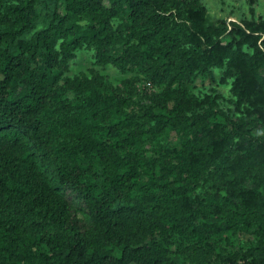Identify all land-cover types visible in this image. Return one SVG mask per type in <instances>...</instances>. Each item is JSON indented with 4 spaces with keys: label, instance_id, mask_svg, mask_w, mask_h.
<instances>
[{
    "label": "trees",
    "instance_id": "16d2710c",
    "mask_svg": "<svg viewBox=\"0 0 264 264\" xmlns=\"http://www.w3.org/2000/svg\"><path fill=\"white\" fill-rule=\"evenodd\" d=\"M37 2L0 0V255L19 264L18 240L26 235L42 264H210L211 257L233 263L253 254L264 264L263 45L248 53L238 41L222 40L226 28L208 21L200 0H62L61 7L55 0L47 26L21 38L36 27ZM118 17L125 20L120 29L113 25ZM233 24L256 42L264 37V19ZM84 45L94 47L100 63L137 67L164 86L147 93L144 103L118 87L99 93L85 85L94 94L91 116L111 119L94 130L123 133L109 142L82 130L81 149L105 165L101 186L83 179L85 170L62 153L46 119L53 71ZM214 67L223 68L221 81L231 79L226 106L219 94L188 91L199 72ZM140 121L152 125L137 128ZM168 130L187 142L204 140L217 153L197 167L187 153L166 148L158 174L144 184L137 167L114 169L119 151ZM208 177L211 189L202 202L183 208L170 197L173 187L190 190ZM150 184L161 192L157 199ZM134 188L147 200L123 203ZM196 218L205 221L195 226ZM164 224L207 239L253 229L257 239L215 254L196 240L167 246L150 239Z\"/></svg>",
    "mask_w": 264,
    "mask_h": 264
},
{
    "label": "rangeland",
    "instance_id": "374dc122",
    "mask_svg": "<svg viewBox=\"0 0 264 264\" xmlns=\"http://www.w3.org/2000/svg\"><path fill=\"white\" fill-rule=\"evenodd\" d=\"M201 6L205 10V14L209 22L216 27L226 28L225 33L221 34V39L242 44L243 49L251 53L256 46L260 44L264 47V37L259 41H255L254 36L249 31L238 29L233 22L244 25V22H258L264 19V0H200ZM59 7L62 6V0H58ZM55 6V0H38L36 27L26 32L21 38L29 39L33 37L35 32L47 26L50 17L49 12ZM125 20L121 17L113 19V25L116 29L122 28ZM4 24L0 23V29L4 28ZM118 43L111 44V52H114ZM223 68L214 67L207 72H199L189 83L188 91L197 97H202L205 93L219 94L222 97L218 99L221 105L226 106V99L232 97L230 91L231 79L221 81ZM56 77V83L49 97V110L46 119L50 124L51 131L54 136L55 143L61 149L62 153L70 160L80 165L84 170L83 179L99 186L108 176L105 165L97 158L95 152H91L89 157L81 148L80 141L84 133L83 129H87L89 134L96 139H107L114 142L120 134H109L107 130L95 131L94 127L105 125L111 119H101V117L91 116V104L94 94H90V90L85 85L91 84V87L99 93H111L117 87L133 95L134 99L141 102H148L145 95L150 91H161L164 86L153 84L148 81L145 74L139 68H130L123 71L111 63H100L97 60L94 47L84 45L74 50L73 55L65 63H60L53 71ZM94 75L100 77L97 83ZM87 79V81H85ZM88 87V86H87ZM90 87V88H91ZM89 88V87H88ZM64 103V104H63ZM126 110H129L126 109ZM119 115L111 114L110 118L119 119ZM221 119V118H219ZM152 123L136 124L137 128L148 129ZM254 131L258 132L259 129ZM175 148L172 155H181L182 152L187 153L188 159L195 161L197 167L204 163V159L211 158L217 153L216 147L208 145L206 141L196 142L191 140L187 142L177 134L174 130H168L153 139L144 136L136 145L119 151L117 159L112 163L114 169L120 172H127L131 166L139 169L140 175L138 183L144 184L151 181L152 173L158 174L159 162L165 159L162 154L164 149ZM172 163L178 162L177 158H170ZM112 167V168H113ZM207 174V173H206ZM159 183V181H157ZM211 178L208 177L204 182L194 185L190 190H177L172 188L170 197L180 204L183 208L191 207L193 203L203 201L204 194L210 188ZM179 184H176V186ZM101 189H96L99 192ZM149 191L151 199H157L158 190L156 184H150ZM147 200L139 188H134L131 193L123 200L125 204H143ZM196 225H200L205 219L196 218ZM152 240H159L167 246H173L177 242H190L196 240L203 243L208 249L215 254H224L233 252L241 247L254 242L256 234L253 229L233 234L229 231L223 233L211 234L210 239L202 235H193L179 232L174 226L164 224L160 229L150 236ZM19 248L17 251L19 264H42L38 251L32 245L31 240L26 235H21L18 240ZM117 254L119 251L111 249ZM260 256L253 254L249 256H240L233 263L223 262L217 257H211L210 264H260ZM1 264H9L6 257L0 255Z\"/></svg>",
    "mask_w": 264,
    "mask_h": 264
}]
</instances>
